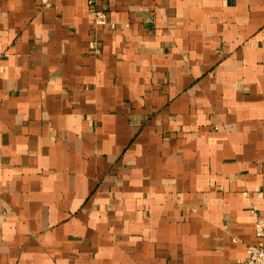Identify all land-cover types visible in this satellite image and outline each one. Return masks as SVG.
<instances>
[{
	"label": "crops",
	"instance_id": "1",
	"mask_svg": "<svg viewBox=\"0 0 264 264\" xmlns=\"http://www.w3.org/2000/svg\"><path fill=\"white\" fill-rule=\"evenodd\" d=\"M88 1L0 0V264L244 260L264 0Z\"/></svg>",
	"mask_w": 264,
	"mask_h": 264
},
{
	"label": "built area",
	"instance_id": "2",
	"mask_svg": "<svg viewBox=\"0 0 264 264\" xmlns=\"http://www.w3.org/2000/svg\"><path fill=\"white\" fill-rule=\"evenodd\" d=\"M46 4L47 0H43ZM88 4L91 6L89 8L90 23L95 27H105L109 26L111 29L115 28V25L108 20L107 14L96 10L92 7L93 0H89ZM95 43H90V48L94 49ZM97 52V51H96ZM251 215L255 218V235L258 238L256 245L248 246L246 249L247 256L244 260H237L235 264H264V227L263 222L260 217L256 214L254 210L251 211Z\"/></svg>",
	"mask_w": 264,
	"mask_h": 264
}]
</instances>
